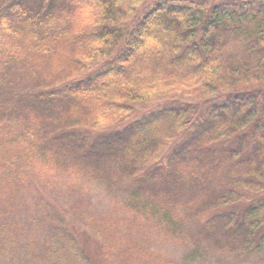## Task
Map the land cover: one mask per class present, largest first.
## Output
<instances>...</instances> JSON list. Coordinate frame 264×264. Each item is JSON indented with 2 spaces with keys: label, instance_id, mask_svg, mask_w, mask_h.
I'll list each match as a JSON object with an SVG mask.
<instances>
[{
  "label": "trees",
  "instance_id": "obj_1",
  "mask_svg": "<svg viewBox=\"0 0 264 264\" xmlns=\"http://www.w3.org/2000/svg\"><path fill=\"white\" fill-rule=\"evenodd\" d=\"M196 263L264 264V0H0V264Z\"/></svg>",
  "mask_w": 264,
  "mask_h": 264
},
{
  "label": "rangeland",
  "instance_id": "obj_2",
  "mask_svg": "<svg viewBox=\"0 0 264 264\" xmlns=\"http://www.w3.org/2000/svg\"><path fill=\"white\" fill-rule=\"evenodd\" d=\"M40 186H41V188L44 190V191H46V192H51V191H49L48 189H46V188H44L41 184H39ZM104 200H106L107 202H109V196H107V197H105V198H103ZM104 203H106V202H104ZM107 207H105L104 208V204H102L101 205V207L102 208H104L105 210H110V206L108 205V204H105ZM164 251L165 252H163L164 253V255L165 256H169V257H171V258H177V256H179V257H181L182 258V255H183V251H181V252H178V251H174L170 246H167L165 249H164ZM196 264H198V263H196ZM200 264V263H199Z\"/></svg>",
  "mask_w": 264,
  "mask_h": 264
}]
</instances>
